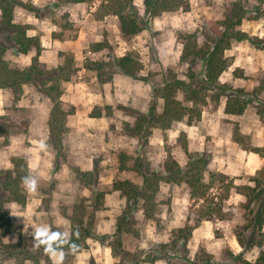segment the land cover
<instances>
[{
	"label": "rangeland",
	"instance_id": "1",
	"mask_svg": "<svg viewBox=\"0 0 264 264\" xmlns=\"http://www.w3.org/2000/svg\"><path fill=\"white\" fill-rule=\"evenodd\" d=\"M234 1L185 0L187 10L164 12L150 19L147 29L129 37L121 33L116 16L107 15L98 20L96 8L101 0H88L82 5L21 0L23 5L15 6L13 22L26 26L28 35L39 36L43 46L40 62L48 69L63 66L65 74H70L69 80H61L60 98L64 110L71 113L66 116V131L62 136L64 158L49 142L50 102L44 93L33 84L23 85L18 95L10 89H0V169H11V160L22 158L28 177H35L38 182L34 193L22 185L24 203L10 205L15 233L0 234V245L21 240L26 244L24 255H31L23 264H47L48 259L37 251L34 242L36 228L55 227L68 234L73 224L81 220L91 236L80 252L67 256L65 253V263L200 264V260L208 259L206 264H249L256 261L264 251V223L260 232L249 223L250 216L243 208L246 198L234 190L222 205V218L200 221L184 241L180 236L177 238L176 229L196 222L195 208L202 200L196 203L191 199L184 182L161 179L152 217H145L142 200H138L134 202L130 231L115 233L125 198L114 190L113 183L120 180L142 183L141 176L133 170L135 160L163 173L168 157L184 167L189 154L203 151L209 155L204 178L208 172H221L236 185H251V176L264 177L259 173L264 169L261 106L264 93L256 99L252 95L264 75V49L248 40H233L224 52L230 65L218 83L226 86L224 93L236 89L246 92L248 97H242L250 101L242 114L225 113L226 95L215 102L214 89L202 91V99L196 103L186 101L188 90L202 85L204 65L200 60L190 62L191 57L180 60L183 43L192 35L200 46L208 25L224 18ZM134 3L142 14V0ZM25 5L35 6L44 17H36ZM246 5L251 7L249 2ZM62 25L65 32L61 31ZM237 29L264 39V5L261 10L250 11ZM53 31L63 32L62 39L53 38ZM11 34L12 31L3 27L0 17V46L6 49V59L12 67H26L32 53H18L8 39ZM128 52L134 53L142 64L137 78L118 71L110 82H101L96 77L97 66L93 62H113ZM104 72H109L107 67ZM191 72L194 79L189 78ZM176 78L189 87L181 88ZM168 84L177 86L176 100L186 108L197 109L200 115L188 113L182 120H172L167 127L154 121L145 122L146 134L127 132L126 124L132 125L138 115H148L151 108L156 116L162 112L163 92ZM42 141L48 145L46 149L39 147ZM123 155L128 169L120 167ZM76 169L92 170L95 183L84 184L78 179ZM99 192L103 195L96 199ZM69 216H73L70 222ZM238 235L246 239L243 247L237 241ZM48 258L49 264H53V257L48 254ZM148 258L153 262H148ZM0 264L17 262L0 251Z\"/></svg>",
	"mask_w": 264,
	"mask_h": 264
},
{
	"label": "trees",
	"instance_id": "2",
	"mask_svg": "<svg viewBox=\"0 0 264 264\" xmlns=\"http://www.w3.org/2000/svg\"><path fill=\"white\" fill-rule=\"evenodd\" d=\"M56 4H77L84 3L88 0H54ZM185 0H142L143 13L141 14L139 9L134 3V0H101L100 4L96 8L98 14V20L103 19L107 15H114L117 17L120 31L126 36H133L140 31L148 28V21L154 17L161 15L164 12H173L178 9L187 10V4ZM251 3V7L246 3ZM21 0H0V17L1 23L4 28L12 31V34L8 37L11 44L15 47L16 51L20 54L32 53L30 58V64L26 67H12L6 59V49L0 46V89H10L13 94L20 93L22 86L25 84H33L49 99L50 110L49 120L47 122L49 128V142L52 143L57 151L61 155L66 157L63 150L62 136L66 131V116L71 111L64 110L61 100V80L67 81L70 78V74H65V67L58 66L57 68H46L39 60L43 46L39 39V36L28 35L27 27L22 24H16L13 22L14 8L21 4ZM264 5V0H236L230 4L228 13L225 14L221 20L213 21L207 27V31L204 35V42L199 46L196 43L195 37L190 35L188 42H184L182 46V53L180 60H186V57H191L190 62L200 60L204 65V77L202 79V85L194 87L188 90L186 94V101H193L196 103L200 101L202 97L200 93L202 91L214 89L215 102L219 100L221 95H226V103L224 112L227 114L240 115L243 113L245 107L249 103V99L245 98L246 92L242 89H236L232 93H224L226 86L218 83L220 75L229 67L230 62L225 57L224 52L230 47L233 40L241 41L248 40L258 48L264 49V39L255 36H250L244 31L237 29L241 22L247 17L250 11L261 10V6ZM28 9L34 11L36 17L41 16L37 8L33 5L27 6ZM67 15V14H66ZM56 23L57 20L51 18ZM57 24V23H56ZM61 31H66L65 25H62ZM53 38L62 39L63 32L53 31L51 33ZM102 46L103 44H96V46ZM105 46V45H104ZM70 62H72L70 60ZM94 69L96 70V77L101 82H110L114 72L118 71L125 76L131 78H137L139 71L142 69L141 62L135 57L134 53L128 52L120 57H117L113 62H93ZM104 67H107L109 71L107 74L104 72ZM115 68V70L113 69ZM175 76H173L174 79ZM189 78H195V74L191 72ZM177 79V78H176ZM171 80V79H170ZM176 83L182 88H188L183 84L182 80L177 79ZM177 90V86L167 85L165 92H163V110L156 116L153 108L149 110V116L141 114L138 115L132 125L126 124L125 128L127 132L135 135H141L144 132L145 122H158V125L167 127L172 120H182L190 113L197 116L200 115V111L194 108H186L181 101L176 100L174 93ZM190 92V93H189ZM264 93V75L260 78L259 83L252 90V95L256 99V96ZM245 97H242V96ZM248 97V96H247ZM252 98V97H251ZM264 100V98H263ZM264 109V103L261 105ZM157 117V118H155ZM146 134V130L144 132ZM256 152L258 150H255ZM125 155L120 159L121 169H128L125 166ZM11 169H0V234H13L15 228L10 220V205L12 203L23 204L25 196L22 191V180L28 177L27 165L22 158H13L11 160ZM209 163V155L206 152H195L189 154L188 161L184 167L179 166L178 163L172 158L168 157V160L164 166V172H154L150 169L148 164L143 161L135 160L134 169L142 178V183L139 185L135 182L128 180H120L113 183L114 190H117L125 198V206L120 211L119 216L116 219L115 233L120 235L122 231H130L132 227V211L134 202L142 200V211L145 217H152L155 203L154 196L158 190V182L162 179L167 182H184L189 190V196L191 199L202 200L198 208H195L197 218L196 222L192 225H185L176 229L177 238L180 236L184 241L187 240L192 230L202 220H212L214 218H222V205L226 201L234 190L236 193L243 195L246 198V202L243 204L244 210L249 214L252 226L257 229L258 232L264 223V177L251 176L249 181L251 185H236L232 182V178L221 172H208V176L204 178V174L207 171ZM264 174V169L259 173ZM76 175L80 181L84 184L95 183V176L92 170L79 171L75 170ZM210 189H214L216 192H212ZM103 193L99 192L96 199L101 198ZM73 216H69V222ZM70 228L68 232L67 242L61 240L51 241V246L56 252L63 251L64 253L75 254L80 252L84 247V242L91 236V233L85 228L79 220L77 225ZM50 232H59L64 234L60 229L52 227ZM17 233V232H16ZM21 237V234L17 233ZM240 246L245 245L246 239L243 237H236ZM35 245L37 241L34 239ZM117 244L120 246V239L117 240ZM25 242H13L4 243L0 245V251L5 255L12 257L17 264H23L27 258H31L30 254H25ZM47 244H42L39 248L36 246L37 251L45 255L48 259L46 263L49 264L48 253L45 252ZM75 246V250H73ZM65 256V257H66ZM45 258V259H46ZM148 262L152 263L153 259L148 258ZM208 259L200 260L201 263L208 262ZM262 261L264 264V251L261 252L255 262L249 264H260ZM199 262V263H200ZM200 263V264H201ZM63 264H68L63 261ZM88 264H92L89 262ZM191 264V263H190ZM194 264V262H192ZM206 264V263H205Z\"/></svg>",
	"mask_w": 264,
	"mask_h": 264
},
{
	"label": "clouds",
	"instance_id": "3",
	"mask_svg": "<svg viewBox=\"0 0 264 264\" xmlns=\"http://www.w3.org/2000/svg\"><path fill=\"white\" fill-rule=\"evenodd\" d=\"M39 147L41 149H46L48 145L42 141ZM22 183L27 191L33 193L37 191L38 182L35 177H25L23 178ZM34 238L37 241L36 246L38 248L42 244H47V246L45 247V252L53 257V264H63V261L65 259V253L63 251L57 253L56 250L52 248L50 242L55 240L67 242V233L61 234L59 232H50V228L48 226H40L36 228ZM73 250H75V246H73Z\"/></svg>",
	"mask_w": 264,
	"mask_h": 264
},
{
	"label": "crops",
	"instance_id": "4",
	"mask_svg": "<svg viewBox=\"0 0 264 264\" xmlns=\"http://www.w3.org/2000/svg\"><path fill=\"white\" fill-rule=\"evenodd\" d=\"M83 3H77V4H75V5H82Z\"/></svg>",
	"mask_w": 264,
	"mask_h": 264
}]
</instances>
